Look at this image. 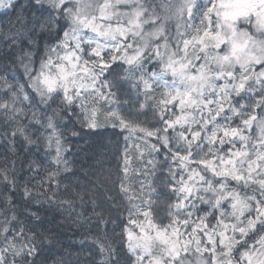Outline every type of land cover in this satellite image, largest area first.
<instances>
[{
  "label": "snow or ice",
  "instance_id": "6c2138e0",
  "mask_svg": "<svg viewBox=\"0 0 264 264\" xmlns=\"http://www.w3.org/2000/svg\"><path fill=\"white\" fill-rule=\"evenodd\" d=\"M8 8L0 58L26 83L0 77V264H49L61 241L46 218L87 223L67 137L103 149L124 133L127 225L97 235L101 259L85 264H264V0H0ZM37 31L53 41L43 52Z\"/></svg>",
  "mask_w": 264,
  "mask_h": 264
},
{
  "label": "trees",
  "instance_id": "16d2710c",
  "mask_svg": "<svg viewBox=\"0 0 264 264\" xmlns=\"http://www.w3.org/2000/svg\"><path fill=\"white\" fill-rule=\"evenodd\" d=\"M18 5H23L27 7L28 0H15ZM31 16V13H28ZM38 15V13H37ZM16 13L13 9H0V57L3 56V53L6 51H11L7 45L8 41L4 39L3 34L8 32L10 25L8 21L11 19L15 23ZM18 26V25H17ZM173 32L175 31V22L172 25ZM33 39L36 40V45L32 47L33 51L43 52L44 45L46 42H53L47 33H37L33 36ZM23 47H28L25 43ZM38 66V62L37 65ZM6 69V71H5ZM0 77H5L8 81L16 85L17 83H26V77L24 74L23 67L20 66L18 62H14L12 59L4 60L0 58ZM4 89H0V96H3ZM88 130H84L87 133ZM117 133H120L117 129ZM109 132H112V129H109ZM120 137V135H119ZM117 136H112V139L115 141L118 139V147L116 145L107 146L105 148L99 147V142L95 137H89L85 135L79 141V145L83 146L82 150H78L77 147H74L71 143L76 140L78 137L68 136V151L65 153L66 158L73 161L72 167L76 172V176L79 177V182L75 185L77 192H82L84 195V202L81 204L80 200H76V212L83 213L87 217V223L82 227H77L76 225H66L64 227H59L56 223L48 222L46 218L45 227L51 228L60 235L61 246L54 250L51 254L49 264L51 260L56 257H62L64 264H85L86 261L95 259L99 261L101 259L99 254V248L96 244L93 243V240L99 235L101 238L105 236V233L108 234V239L105 240V243H108L109 240H112L113 229L110 226L101 224L100 226H95L92 228L91 220L95 221L97 217L98 210L95 208V215L93 214L92 201H97L99 191L101 190L100 184L95 183L98 181L103 184V186H109L113 182H119V176L124 175L123 171V162H124V147L126 142H122ZM87 141V143H85ZM43 151V150H41ZM130 153L132 154L131 166L132 168L142 167L141 162L138 159H135L136 153L135 150L130 148ZM6 152V149L0 141V155H3ZM54 154V150H53ZM37 158L42 159L43 157L37 153ZM148 157L145 156L144 163H147ZM84 169L87 170V175L84 173ZM129 181L134 185L136 182L138 184L139 180H142V176H138L135 172L129 174ZM135 180V181H133ZM139 185V184H138ZM61 217L59 214H56V219L59 220ZM3 217L0 216V220ZM107 222V221H106ZM117 229L115 232L119 233L121 231L120 225H115ZM4 245L0 243V247ZM118 250L120 245L116 243L114 245ZM95 251L93 252V250ZM47 255V253H46Z\"/></svg>",
  "mask_w": 264,
  "mask_h": 264
},
{
  "label": "rangeland",
  "instance_id": "374dc122",
  "mask_svg": "<svg viewBox=\"0 0 264 264\" xmlns=\"http://www.w3.org/2000/svg\"><path fill=\"white\" fill-rule=\"evenodd\" d=\"M245 27L248 26L245 25ZM117 130L121 131L120 129ZM124 135H126V133L121 134L119 137L122 142L123 141L125 142ZM128 143L131 144V141H129ZM123 176L124 175L121 174V176L119 177H123ZM95 183L100 184L101 190L99 191L98 199L95 205L96 210H98L97 217L95 218V221L91 220L92 228H95L96 225L100 226L101 224H105V222L107 221V223L109 224H105V225L110 226L111 229L113 228L117 229V227L111 223V220L113 219L117 221V225H120L121 228L127 225L128 212L125 209L128 206V202L126 199L123 198L122 194L118 195L119 182L118 183L115 182V187H113V183L110 184V187L103 186V184L99 183L98 181H96ZM126 183L130 184L134 191L137 192L139 191V187H140V185H138L139 183L137 184L136 182V185H134L131 181H129V179H127ZM109 197H114L115 200L109 199ZM120 201L123 202V207L119 209L112 207L114 203H118ZM136 202L138 203L139 201ZM92 207H94V205H92ZM121 212L123 213L122 216L120 215ZM101 216L103 217V220L105 222H101L100 219Z\"/></svg>",
  "mask_w": 264,
  "mask_h": 264
}]
</instances>
